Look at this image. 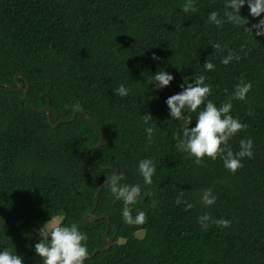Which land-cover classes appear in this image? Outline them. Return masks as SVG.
Masks as SVG:
<instances>
[{"label":"trees","instance_id":"1","mask_svg":"<svg viewBox=\"0 0 264 264\" xmlns=\"http://www.w3.org/2000/svg\"><path fill=\"white\" fill-rule=\"evenodd\" d=\"M185 3L0 0V249H17L25 264H41L30 251L32 228L61 215L62 223L76 222L88 234L89 255L106 247V231L114 242L85 264H264V37L210 22L211 11L223 16L225 0H194L187 13ZM229 52L234 58L224 65ZM205 61L214 68L206 70ZM158 68L175 79L148 103L147 81ZM18 74L25 89L30 86L28 99L25 91L3 85L17 87ZM200 75L216 105L241 80L251 84L244 100H232L230 111L245 125L228 141L233 152L242 139L253 145V155L235 173L219 156L197 164L177 150L181 122L167 117L163 100L179 90L182 77ZM122 84L128 89L123 97L115 92ZM31 104L50 105L53 123L80 109L95 123L78 112L75 120L53 127L47 113ZM148 111L151 140L143 123ZM99 128L103 144L88 152L99 142ZM145 158L155 164L150 185L137 170ZM114 170L121 183L141 185L131 207L145 212L144 224L122 221V202L108 185L90 216L94 220L86 219L98 187ZM205 191L215 196L212 205L202 203ZM205 214L207 227L198 222ZM221 219L229 226L215 223Z\"/></svg>","mask_w":264,"mask_h":264},{"label":"clouds","instance_id":"2","mask_svg":"<svg viewBox=\"0 0 264 264\" xmlns=\"http://www.w3.org/2000/svg\"><path fill=\"white\" fill-rule=\"evenodd\" d=\"M194 0H189L182 7V11L187 13L193 9ZM246 8V13L243 12ZM225 11L223 16H218L216 11H211L207 19L213 24L220 26L225 22L240 26L245 32L254 34L256 37H264V0H225ZM194 10V9H193ZM213 48L219 49L220 45L215 44ZM233 54H229L221 61L227 65L232 59ZM154 62H159L160 58L154 53L151 56ZM235 59H239L238 56ZM206 70H212L214 65L204 62ZM152 72L151 78L147 81L149 91L147 95L151 100L159 99L160 93L165 88L171 86L174 75L167 70ZM178 91L164 98L163 103L167 109V117L181 122V136L177 140V150L186 153L194 158V162L199 164L205 158L213 160L219 158L223 167L229 172L235 173L240 168L241 160L244 157H251L252 140H240L239 150L235 153L229 146L228 141L241 131L245 125L232 116V100H244L251 88L250 83L243 80L237 83L232 91L231 97L216 105L208 99L211 95V87L205 83V76L200 75L195 79H184L177 84ZM115 92L120 96H126L128 89L122 84ZM201 105L203 107L201 108ZM74 110L79 105H74ZM193 114L195 118L193 119ZM153 114L148 111L143 116V123L148 125L145 128L147 139L151 140L153 127L149 123ZM137 170L142 177L144 185L152 183L155 173V164L151 159H141L137 164ZM122 176L118 170H114L109 176L105 177L104 183L108 185L110 194L115 200L122 202L121 217L122 221L128 225H141L145 223L146 214L139 209H133L141 196L140 184L121 183ZM200 199L205 206L215 203V196L210 191L201 194ZM177 203H181L178 199ZM192 205L185 203V208L189 209ZM209 217L205 214L199 217L202 226L208 221ZM221 227H228L229 220L221 219L215 221ZM32 232L35 241L31 244L30 251L33 259L39 257L41 264H85L88 259L89 250L87 247L88 234L82 231L76 222L67 224L62 223L56 218L47 219L38 225L33 226ZM0 264H25V256L18 253L17 249H0Z\"/></svg>","mask_w":264,"mask_h":264},{"label":"water","instance_id":"3","mask_svg":"<svg viewBox=\"0 0 264 264\" xmlns=\"http://www.w3.org/2000/svg\"><path fill=\"white\" fill-rule=\"evenodd\" d=\"M18 77H22V78H24V76H23V74H18V75H16V78H15V79H16V81H17V85H18L17 87L12 86L11 84H3V85L6 86V87L11 88V89H13V90H17V91H25V96H26V98L28 99V90H29V87H30V86H29V84H28V85H27V88L25 89V85H24L23 83L19 82ZM25 80H26V79H25ZM26 82H27V80H26ZM27 83H28V82H27ZM31 106H32V108H33L35 111H37V112H39V113H47V116H48L49 122H50L51 126H53V127H58L61 123H64V122H67V121H73V120H75V118H76L78 112H80V113H84V114L86 115V117H87L90 121H92L93 123H95L94 120H92V119L90 118V116L86 113V111H85L84 109H80V110H78L77 112H75L74 115H73L69 120L62 119V120L58 121L57 123H53V122H52V117H51V107H50V105H47V106H45L44 108H41V109H38L34 104H31ZM99 129H100V133H101V136H100L99 142H98L96 145L90 147L89 150H88V152L90 151L91 148H98V147L102 146V144H103V130H102L101 128H99ZM86 157L88 158V153L86 154ZM106 185H107V184L103 182V183L98 187L97 192H96V202H95L93 208H92V209L86 214V219H87L88 221H93V220H94V218H91L90 216H91L92 213L95 212V210H96V208H97V205H98L100 192H101V190L103 189V187L106 186ZM104 217H106L107 222H108V225H109V215H108V214H105V215H102V216H101V218H104ZM108 229H109V226H108ZM103 241L107 244L106 247L96 249L92 254H90V255L88 256V258L93 257L98 251L109 250V249L112 247L113 243H114L112 239H109V238H108V231H106V233L103 235Z\"/></svg>","mask_w":264,"mask_h":264},{"label":"rangeland","instance_id":"4","mask_svg":"<svg viewBox=\"0 0 264 264\" xmlns=\"http://www.w3.org/2000/svg\"><path fill=\"white\" fill-rule=\"evenodd\" d=\"M55 218L57 220L61 221L62 216L61 215H58ZM143 234H144V231H138V232H136V235H138L139 237L143 236Z\"/></svg>","mask_w":264,"mask_h":264}]
</instances>
